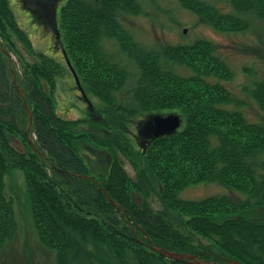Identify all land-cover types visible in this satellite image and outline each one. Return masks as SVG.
<instances>
[{
	"label": "trees",
	"instance_id": "trees-1",
	"mask_svg": "<svg viewBox=\"0 0 264 264\" xmlns=\"http://www.w3.org/2000/svg\"><path fill=\"white\" fill-rule=\"evenodd\" d=\"M221 1L223 6L219 0H178L219 31L248 29V17L264 23V0ZM153 2L65 0L53 29L86 96L130 117L164 110L180 114L182 123L175 132L155 138L144 152L139 147L145 165L137 167L138 179L132 180L114 153L135 155L123 130L82 129L76 135L79 123L53 108L55 77L68 71V65L44 52L35 56L7 0H0V242L15 224L3 176L7 169L18 168L25 178L37 239L54 252L55 264H97L82 249V243L91 241L106 246L119 264H194L155 248L211 264H264V222L248 219L250 213L264 210V76L243 67L240 91L260 109L258 120H250L241 109L242 99L219 81L232 72L211 40L147 46L124 27V14H144V4ZM18 43L33 59L18 64L13 75L5 52L14 47L25 58ZM179 68L191 73L179 74ZM112 119L118 120L113 114ZM15 136L25 144L24 151L11 144ZM76 137L111 155L107 174L97 180L118 206L88 177L90 169L73 145ZM153 180L161 186L163 206L156 212L141 192ZM201 182L221 184L237 197L179 196L186 186ZM167 210L192 232L211 239L216 249L179 232Z\"/></svg>",
	"mask_w": 264,
	"mask_h": 264
},
{
	"label": "rangeland",
	"instance_id": "rangeland-1",
	"mask_svg": "<svg viewBox=\"0 0 264 264\" xmlns=\"http://www.w3.org/2000/svg\"><path fill=\"white\" fill-rule=\"evenodd\" d=\"M64 1L65 0H58L57 6L59 7ZM7 2L17 21V25L29 39L31 51L35 56L39 55L38 53L44 52L53 57L57 51H60V44L54 31L50 28H45L40 20L34 17V14L27 8V5H25L24 0H7ZM218 5L223 6V2L219 0ZM220 8V10H227L226 8ZM143 12L144 14L137 15L124 14L120 21L124 27L131 32L135 40L147 46L190 44L199 38L211 40L220 53V57L227 62L232 72L230 78L226 80L219 79L220 83L230 92H234L242 99L243 105L241 109L250 120H258L260 109L253 100L247 99L242 95L240 86L244 82L246 76L243 69L244 66L249 68L252 67L258 75L264 76V23L261 20L248 17V29L243 31H219L210 26L208 22L200 18L192 10L183 6L181 7L178 0H155V2L150 5L144 4ZM53 42L57 44H53ZM18 47L25 58H22V55H20L19 51L14 47L7 53L4 51L7 55V62L9 63V68L13 75H15L18 64L33 59L23 49L21 44L18 43ZM59 54H61V52H59ZM56 59L62 61V54L58 55ZM178 71L179 74L183 75L191 73L185 68H179ZM77 94H79V92L75 87L74 78L69 70H64L61 75H56L55 89L52 93L53 108L56 113L63 118L74 120L77 121L76 123H79L75 126L76 135H79V130L82 129L94 133H104L105 130L110 129L123 130V138L128 140L129 147L134 148L135 155L131 158L128 154L120 151L114 153L129 177H131L132 180H136L139 175L137 167H141L140 165L143 167L145 164L144 159L137 154L139 146L133 137V133L136 134L137 123L143 116L130 117L112 108H107L106 105L95 96L91 97V95L87 93V98L96 110L95 115L104 117L106 125L96 120L91 121L87 114L85 103L77 97ZM117 97L119 99L121 95L118 94ZM119 100H121V98ZM128 100V98L122 99L123 103H127ZM24 105L27 109V105L25 103ZM168 112L174 111H163V113ZM112 114L113 116L115 115V118L118 120H113ZM117 126L119 128H117ZM102 128L103 131H101ZM29 129L27 125V130ZM27 137L33 138V134L30 136L27 134ZM76 138L77 139L73 141V145L80 154H82L85 163L89 167L90 160L95 158L93 157L89 160V153L91 152L89 148L93 147L99 149L100 147L90 140L80 139L79 137ZM11 144L17 150L24 151V143H22L21 138L15 136L12 138ZM94 171L95 170L92 171L90 169V174L88 176L99 178L101 175ZM3 182L4 195L11 201L15 224L10 236L0 242V264H55L54 252L43 247L37 239L32 219L30 198L22 170L18 168L7 169L3 176ZM160 191L161 186L156 180H153L148 190H144V187L141 190L144 202L146 200L149 208L154 212L163 208L162 201L159 197ZM218 195L237 197L234 191H230L218 183L201 182L190 184L179 193L181 198L192 200ZM134 198L139 200L137 195H134ZM261 210L250 213L248 219L256 222H264V210ZM166 213L171 216L169 222H171L179 232L194 235L197 239L196 241L204 245H209L212 249H216L211 239L192 232L189 228L176 220L178 218L175 214H172V212L169 214L167 210ZM82 245L83 252H90L97 264H119L113 253L106 246L96 244L92 241L87 245L83 243ZM156 264H169V262L167 261L166 263L164 260Z\"/></svg>",
	"mask_w": 264,
	"mask_h": 264
},
{
	"label": "water",
	"instance_id": "water-1",
	"mask_svg": "<svg viewBox=\"0 0 264 264\" xmlns=\"http://www.w3.org/2000/svg\"><path fill=\"white\" fill-rule=\"evenodd\" d=\"M53 29H56V21H55V16L53 17ZM56 32V31H55ZM67 63L69 65L70 70L72 71V75L74 78V81L77 85V88L79 91L82 93V96L84 99L87 101L89 108H92L91 102L88 100L87 96L85 95L84 91L82 90L79 80L76 76V73L74 69L70 66L68 60ZM29 116H31L29 114ZM182 123V119L180 114L176 112H168V113H161V112H156V113H149L144 115V117L137 123L136 127V142L139 147H141L144 151L146 146L150 144L152 140L155 138H158L163 135H169L173 132H175ZM28 128H30V120L28 123ZM92 154H94L95 158L94 159H89V169L92 171L95 170L94 172H98L100 175H103L106 173L107 167L109 164L112 162V157L111 155L103 149H97L95 152L92 151ZM90 177V176H88ZM101 190L104 192V190L101 188ZM106 198L110 201H112L109 196L104 192ZM113 202V201H112ZM115 206H118L115 202H113ZM155 250L160 251L163 255L175 259H184L188 258L192 260L191 262L194 264H211L207 263L201 260L196 259L194 256H189L186 254H176L170 251H167L165 249H159L155 248ZM232 264H240L239 262L232 261Z\"/></svg>",
	"mask_w": 264,
	"mask_h": 264
},
{
	"label": "flooded vegetation",
	"instance_id": "flooded-vegetation-1",
	"mask_svg": "<svg viewBox=\"0 0 264 264\" xmlns=\"http://www.w3.org/2000/svg\"><path fill=\"white\" fill-rule=\"evenodd\" d=\"M24 3H25V5H27V8H29V10L34 14V17L36 19L40 20L41 24H43L45 28L47 27V28H50L52 31H54L53 30V17L55 16V21H56V13H57V10H58V6H57L58 0H24ZM53 44H57V43L53 42ZM53 47H56V46H53ZM59 49H60V51H57V53H55L53 57L56 58L58 55L62 54L63 60L66 62V65H68V63H67L68 57H67L65 51L61 48L60 45H59ZM59 52H61V54H59ZM68 68H69V65H68ZM69 70H70V68H69ZM71 73H72V71H71ZM75 87H76L77 91L79 92V94H77V97H79L85 103L86 108H87V114L89 115L91 121L92 120H94V121L96 120V121H99V122L103 121L104 120L103 117H100V115H95L96 114V112H95L96 110L94 109V107L89 108V105H88L87 101L82 96V93L77 88V85H75ZM135 135L136 134L133 133V137H134V139L136 141ZM30 144L33 145L31 141H30ZM34 150L37 151L35 148H34ZM89 150L91 151L89 153V159H90V158H93L95 156L94 154H92V151L95 152L97 150V148L90 147ZM144 151H145V149H144ZM109 167H110V164L107 167L106 173L101 175L99 178H96V177H93V176L89 177V178L92 177V179L95 181V183H97L99 185L100 188H102V187L100 186V184H99L97 179H102L107 174V172L109 170Z\"/></svg>",
	"mask_w": 264,
	"mask_h": 264
}]
</instances>
